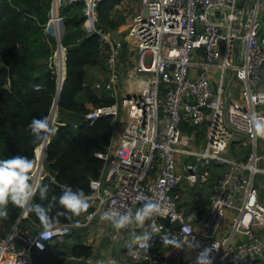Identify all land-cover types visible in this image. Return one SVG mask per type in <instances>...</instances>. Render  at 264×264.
I'll return each instance as SVG.
<instances>
[{
	"label": "built area",
	"instance_id": "obj_1",
	"mask_svg": "<svg viewBox=\"0 0 264 264\" xmlns=\"http://www.w3.org/2000/svg\"><path fill=\"white\" fill-rule=\"evenodd\" d=\"M79 1L89 13L84 31L99 34L106 47V74L94 88L114 100L83 116L89 125L100 116L112 118L109 145L96 154L102 168L89 183L91 209L78 227L56 224L46 237L43 227L33 234L18 228L27 216L21 209L13 224L0 228V264H33L34 247L42 250L74 229L106 222L105 214L113 222L129 216L119 230L132 235L137 212L150 202L160 206L159 214L132 237L126 256L134 262L166 264L151 249L156 235L189 240L197 252L188 264H196L205 248H212L205 257L212 264L264 261V137L251 128L253 115L264 116V0L239 6L237 0H141L142 9L126 26L107 32L95 26L99 0H51L44 32L52 28L54 57L66 54L60 8ZM123 40L132 64L124 81L118 62ZM53 62L50 57L47 67L58 78ZM37 167L31 172L33 194L45 176L43 165L38 174ZM214 169L222 171L208 207L193 217L188 210L196 201L185 199L179 185L183 180L188 188L202 187Z\"/></svg>",
	"mask_w": 264,
	"mask_h": 264
},
{
	"label": "trees",
	"instance_id": "obj_2",
	"mask_svg": "<svg viewBox=\"0 0 264 264\" xmlns=\"http://www.w3.org/2000/svg\"><path fill=\"white\" fill-rule=\"evenodd\" d=\"M120 1L99 0L96 3L97 29L102 32L114 31L119 24L124 23L123 16L111 14ZM50 2L0 0V160L24 155L34 165L35 148H40L43 140L35 139L29 125L33 119L48 117L57 93L56 76L47 67L55 49V40L44 32L49 19ZM76 5L86 7L84 2L79 1L60 8L65 27L61 44L66 48V58L62 52L55 56L58 75L63 70L65 75L57 100L61 124L54 132L53 121L49 123L52 131L47 137L54 134L46 146L43 161L45 176L30 202L50 209L48 215L58 216L57 224L77 223L91 209L90 200L87 199L91 194L89 183L99 175L103 165L96 154L107 149L112 132L110 116H100L91 125L83 120V116L93 108L111 105L114 100L105 90L98 91L90 86L87 76L89 70L103 64V50L106 47H102L99 34L84 31L82 24L89 19V13L75 12ZM122 52L123 57L126 51ZM53 114L56 120L55 110ZM202 133L201 130L200 135ZM42 148L41 157L44 154ZM218 170L214 171L210 179L214 183L220 174ZM44 187H47V191L42 199L40 190ZM66 190L74 195L83 192L89 207L79 216H74L60 205L59 199ZM6 210L7 219H0V228L3 229L15 222L21 208L9 203ZM24 223L42 227L41 221L31 212H27V216L20 220V230L26 229ZM91 255V246L84 242L77 229L62 241L48 242L42 250L32 249L33 264H81L77 260H84ZM252 264H264V261L255 259Z\"/></svg>",
	"mask_w": 264,
	"mask_h": 264
},
{
	"label": "clouds",
	"instance_id": "obj_3",
	"mask_svg": "<svg viewBox=\"0 0 264 264\" xmlns=\"http://www.w3.org/2000/svg\"><path fill=\"white\" fill-rule=\"evenodd\" d=\"M251 128L257 136L264 137V116L253 115L251 117ZM29 129L36 140L46 138L47 134L52 131L47 117L43 119H33L29 125ZM33 166V161L24 155H15L0 160V219H7L8 211L6 209L9 203H11L17 208L35 213L44 229L41 236L46 237L52 233V230L58 223V216L50 217L48 215L50 209L46 210L39 204L29 203L33 196V192L31 191L32 185L30 184V172ZM92 186L94 187L95 185L93 184ZM46 191L47 187L40 190L42 199ZM59 203L74 216H79L89 207V204L84 199L82 191L79 192V195H74L70 190H66L60 197ZM159 210L160 206L158 204L150 202L137 212L135 220L138 225L142 226L145 220L151 215L159 214ZM109 219H112V217L108 214L101 217V220ZM128 223H130V217L125 215L115 220L113 226L119 229L123 228ZM76 226H79L78 222ZM164 244L165 246H179L175 241H170L166 238ZM213 247H215V245ZM211 252L212 248H205L204 252L197 257L196 264H212V260H205V257L209 256Z\"/></svg>",
	"mask_w": 264,
	"mask_h": 264
},
{
	"label": "crops",
	"instance_id": "obj_4",
	"mask_svg": "<svg viewBox=\"0 0 264 264\" xmlns=\"http://www.w3.org/2000/svg\"><path fill=\"white\" fill-rule=\"evenodd\" d=\"M82 28L84 29L83 24ZM48 29L50 30V26ZM49 30H45L47 37H50L51 35ZM56 116L59 120L58 112ZM53 134L54 132L51 136ZM37 160L40 162L41 168L43 162L41 161L42 158ZM37 170L36 174L40 172V170ZM113 225V221L106 220V222L102 223L93 222L88 226L77 229L85 242L92 248V255L84 260L79 259L77 260L78 262L81 264H138L126 256V250L133 243L132 237L137 238L139 236L141 226L137 223L134 227V233L130 235L123 234V232L115 228ZM176 244L179 246H165L164 241L156 235L151 243V249L156 255L165 257L166 264H188L189 260L195 258L197 250L193 251L190 249L193 246L190 245L189 240H184Z\"/></svg>",
	"mask_w": 264,
	"mask_h": 264
},
{
	"label": "rangeland",
	"instance_id": "obj_5",
	"mask_svg": "<svg viewBox=\"0 0 264 264\" xmlns=\"http://www.w3.org/2000/svg\"><path fill=\"white\" fill-rule=\"evenodd\" d=\"M76 7L77 8L74 9L75 12H78L80 14L81 13L85 14L87 12V10L84 9L85 8L84 6H80L79 5V7H78V5H76ZM141 9H142L141 0H121L119 2V4L114 8V10L111 12V14L113 16L116 15V14H119V15L123 16V18H124V23L119 24L117 26V28L121 27V26L122 27L126 26L130 22V20L133 18L135 13H137ZM49 31H52V28H50ZM64 34H65V27L62 26L61 27V39H62V36ZM50 37L52 38L51 35H50ZM123 42L125 43V46L123 44L122 51L125 50L126 52H124V56L123 57H122V54L120 55V57L118 58V62H119V65H120V78L123 79V81H124V80H126L127 69L130 68L132 66V64L130 63L129 58L127 56V50H128L127 46H128V44H127V42L125 40H123L122 43ZM54 43L55 42H53V46H54ZM58 52H60V51H58ZM56 56H57V54H56ZM50 57H51V61L53 62V59L55 58L54 57V51H52V54H51ZM54 68L56 69L55 64H54ZM89 71L90 72L88 73L87 76H88V80L90 82V86L92 87V86H94V83L96 81H98L100 78H104L105 77V74H106L105 60H104L103 64H101L99 67H92ZM63 77H64V70L61 72V74L58 75V79H57L58 80L57 81L58 85L61 84V82L63 80ZM56 78H57V75H56ZM98 91H100V90H98ZM107 94L110 97L109 93H107ZM53 118H54V114L52 115V113H51L49 118H48L49 119V123H50V121H53V126L55 125V127H57L59 120L57 119V116H56V120L53 119ZM40 145H41L40 148H38L37 151H36V158L39 159V160L42 158L41 155H40L41 154L40 153V149L43 146L41 143H40ZM42 149H44V147ZM37 159L35 160V163H34L32 171L34 170V167L37 165V163L39 164L38 170L41 171L40 162ZM42 165H43V162H42ZM218 171L221 172L222 170H218ZM210 181L211 180H209L202 187L195 186L194 188H188V187L185 186V183H184L183 180L180 183L181 185H179V189H181L183 197L185 199H188L189 201L190 200L196 201V204L194 206L192 205L193 207L188 210V214H190V215L194 214L193 217L200 218L201 215L206 211V209L208 207L209 198H210L211 189H212L211 187L214 184V181H211V182ZM24 225H25V227H26V229L28 230L29 233L36 232L38 230V228H39L37 225H35L33 223H24ZM84 242H85V240H84ZM190 249L193 250V251H196V249L193 248V247L190 248Z\"/></svg>",
	"mask_w": 264,
	"mask_h": 264
},
{
	"label": "water",
	"instance_id": "obj_6",
	"mask_svg": "<svg viewBox=\"0 0 264 264\" xmlns=\"http://www.w3.org/2000/svg\"><path fill=\"white\" fill-rule=\"evenodd\" d=\"M241 2H242V0H237L236 4L239 6V5L241 4ZM243 18H245V15L243 16ZM65 58H66V56H65ZM64 63H65V62H64ZM64 79H65V77H64ZM64 79H63V81L61 82L60 85H58V83L56 82V85H57V93H56V98H55L56 101H55V104H53L51 110L54 109V106H57L56 103H57V100H58V97H59V93H60V91H61V88H62V85H63ZM257 108H258V109H261L262 106L258 105ZM46 137H47V136H46ZM49 140H50V139L46 140V138H44V139L42 140V143H41V144H42L43 147H44V154H43V156H42V160H41V161H43L44 158H45V156H46V146H47V144L49 143ZM37 147H38V146H37ZM37 147L35 148V151H34V154H35V160L37 159V158H36V149H37ZM38 165H39V164H37L36 166H38Z\"/></svg>",
	"mask_w": 264,
	"mask_h": 264
}]
</instances>
